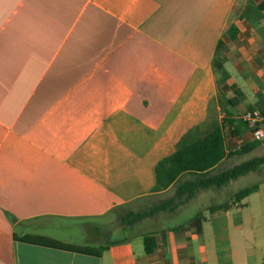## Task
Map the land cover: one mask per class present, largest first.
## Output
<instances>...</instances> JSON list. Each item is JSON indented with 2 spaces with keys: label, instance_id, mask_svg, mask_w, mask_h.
I'll return each mask as SVG.
<instances>
[{
  "label": "crops",
  "instance_id": "obj_1",
  "mask_svg": "<svg viewBox=\"0 0 264 264\" xmlns=\"http://www.w3.org/2000/svg\"><path fill=\"white\" fill-rule=\"evenodd\" d=\"M261 3L0 0V264H264L260 188L213 213L233 191L201 190L172 212L121 223V211L172 189L152 192L155 167L189 132L221 128L222 167L264 134ZM251 112L261 115L254 128L243 120ZM113 231L122 235L102 239Z\"/></svg>",
  "mask_w": 264,
  "mask_h": 264
},
{
  "label": "trees",
  "instance_id": "obj_2",
  "mask_svg": "<svg viewBox=\"0 0 264 264\" xmlns=\"http://www.w3.org/2000/svg\"><path fill=\"white\" fill-rule=\"evenodd\" d=\"M250 10V7L247 8V11ZM262 10H264V3L259 4L254 10L259 18H261ZM243 16H247L246 12ZM227 33L229 38L234 41L237 29L231 25ZM231 91L235 95L228 100V103L235 106L239 102L236 86L233 85ZM262 143L264 142L256 140L244 144L238 151L231 152L226 156L229 159L240 157L242 161L230 167H222L220 163L225 157V151L221 128L218 125H213L210 131L199 137H195L193 132H189L179 142L176 151L159 161L155 167L156 180L152 192L159 193L174 188L172 197H168L165 201L148 210L123 212L121 223L123 225H134L145 218L153 217L159 212H172L174 208L191 200L198 191L222 189L227 187L232 181L258 172L264 166V152L259 156L254 155V152ZM258 188V184H253L240 189L230 196L228 202L210 207L208 211L213 213L220 209H228L231 204H239L249 195L255 193ZM21 240L31 244L95 256H100L106 250V247L94 249L67 245L39 236H25ZM143 241L145 253H151L155 248L154 239L152 237H144Z\"/></svg>",
  "mask_w": 264,
  "mask_h": 264
},
{
  "label": "rangeland",
  "instance_id": "obj_3",
  "mask_svg": "<svg viewBox=\"0 0 264 264\" xmlns=\"http://www.w3.org/2000/svg\"><path fill=\"white\" fill-rule=\"evenodd\" d=\"M263 152H264V143H262V145L257 148V150L254 152V155L259 156ZM238 158L239 159L234 160V161L232 160L228 164H225V166H230L231 163H233V162L242 161V158H240V157H238ZM253 184H258L260 190L262 192H264V166L258 172L251 173L247 176H244V177H241L235 181H232L231 183H229V185L227 187L224 188V190H226L227 192L233 191V193H235L238 190L243 189V188L248 187V186H251ZM173 193H174V188H172L168 193H165L164 195H154L152 197H149L148 199H146L144 201V203H146V204H144V206L139 207V209H137V210L143 211V210L150 209L151 207H153V206L165 201L166 199H168L167 196L171 197V195H173ZM216 198L217 197H215V199ZM123 212L124 211H122V213ZM109 219L110 218L108 217L104 221L109 222V221H107ZM104 221L97 222V223L99 224V226H104V224H103V223H105ZM175 223H176V221L172 220V221H169L166 225H173ZM138 230H141V229H138ZM77 233L81 236L83 235L82 231L81 232L78 231ZM70 235L74 236L75 234L71 233V232H61L60 237H63L62 239H68L67 237ZM121 235L122 234H120L119 232L113 231V232H111L110 236H108L107 238L103 237L102 239H104V241H110V240L119 238ZM82 237H83V239L80 238L81 240L88 238L87 235H83Z\"/></svg>",
  "mask_w": 264,
  "mask_h": 264
},
{
  "label": "built area",
  "instance_id": "obj_4",
  "mask_svg": "<svg viewBox=\"0 0 264 264\" xmlns=\"http://www.w3.org/2000/svg\"><path fill=\"white\" fill-rule=\"evenodd\" d=\"M261 119V115L258 112L247 113L243 120L249 124L252 128L255 127L256 122ZM254 139L257 141H261L264 137V134L260 130H256L253 132Z\"/></svg>",
  "mask_w": 264,
  "mask_h": 264
}]
</instances>
